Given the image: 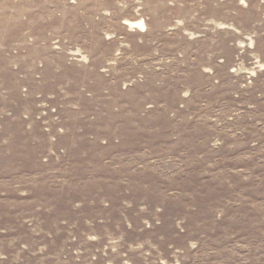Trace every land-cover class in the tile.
Returning <instances> with one entry per match:
<instances>
[{"label": "rangeland", "instance_id": "1", "mask_svg": "<svg viewBox=\"0 0 264 264\" xmlns=\"http://www.w3.org/2000/svg\"><path fill=\"white\" fill-rule=\"evenodd\" d=\"M0 264H264V0H0Z\"/></svg>", "mask_w": 264, "mask_h": 264}]
</instances>
